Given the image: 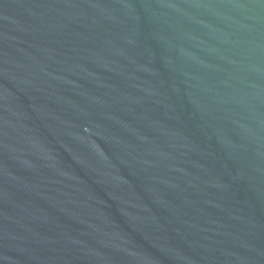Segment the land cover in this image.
Masks as SVG:
<instances>
[{
	"label": "water",
	"instance_id": "1",
	"mask_svg": "<svg viewBox=\"0 0 264 264\" xmlns=\"http://www.w3.org/2000/svg\"><path fill=\"white\" fill-rule=\"evenodd\" d=\"M0 264H264V0H0Z\"/></svg>",
	"mask_w": 264,
	"mask_h": 264
}]
</instances>
